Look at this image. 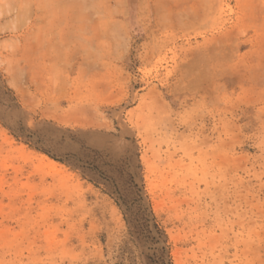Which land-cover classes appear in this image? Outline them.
Listing matches in <instances>:
<instances>
[{
  "label": "rangeland",
  "instance_id": "374dc122",
  "mask_svg": "<svg viewBox=\"0 0 264 264\" xmlns=\"http://www.w3.org/2000/svg\"><path fill=\"white\" fill-rule=\"evenodd\" d=\"M0 264H264V0H0Z\"/></svg>",
  "mask_w": 264,
  "mask_h": 264
},
{
  "label": "crops",
  "instance_id": "0c3cea01",
  "mask_svg": "<svg viewBox=\"0 0 264 264\" xmlns=\"http://www.w3.org/2000/svg\"><path fill=\"white\" fill-rule=\"evenodd\" d=\"M36 43H37V41H36ZM47 45H49V44H47ZM27 47H29V46H27ZM32 47H34V46L33 45L30 46L31 49H32ZM35 47H37V46H35ZM25 57H26V60H31L33 62L35 61V63H37L39 61V59H40L39 54L38 53H33V52H31L29 56L27 55ZM22 59H24V56L22 57ZM47 59H48V57H47ZM28 91H29L30 94H35L36 95V93L38 92V88H37V86H33L30 89H28ZM27 93H26V91L25 92L24 91H22V92L20 91V102H21L22 105L25 104L29 108H33V107H35V105H34L35 101L32 100V98H30L27 95Z\"/></svg>",
  "mask_w": 264,
  "mask_h": 264
}]
</instances>
